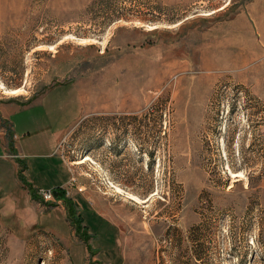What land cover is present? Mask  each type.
Masks as SVG:
<instances>
[{"label": "rangeland", "instance_id": "obj_1", "mask_svg": "<svg viewBox=\"0 0 264 264\" xmlns=\"http://www.w3.org/2000/svg\"><path fill=\"white\" fill-rule=\"evenodd\" d=\"M1 85L68 183L19 171L0 264H264V0H0Z\"/></svg>", "mask_w": 264, "mask_h": 264}, {"label": "crops", "instance_id": "obj_2", "mask_svg": "<svg viewBox=\"0 0 264 264\" xmlns=\"http://www.w3.org/2000/svg\"><path fill=\"white\" fill-rule=\"evenodd\" d=\"M17 106L0 105V201L4 202L3 208L10 210L13 206L16 207L15 203H11L9 198L6 196L9 192L15 194L18 192L20 187L19 171L22 174L24 180L32 188L44 189L43 187L37 186L34 183V179L28 177V165L26 164L27 158L33 159L37 165L36 169L42 172L48 179V184L45 189L51 188H64L68 183V175L66 168L55 155L56 139L59 129L51 132L49 139L43 146V151L39 150L37 143L28 141L24 142L22 139L28 135L27 132L14 133L9 119V115L17 110ZM9 126V130L3 126L4 122ZM3 122V123H2ZM11 139V142L8 139ZM34 149V151H31ZM6 151L16 152L18 155L16 159H8L5 154ZM9 188V189H7ZM11 188V189H10ZM14 200V198L12 197ZM56 202H63V199H57ZM62 214V213H61ZM63 216V214H62Z\"/></svg>", "mask_w": 264, "mask_h": 264}, {"label": "bare ground", "instance_id": "obj_3", "mask_svg": "<svg viewBox=\"0 0 264 264\" xmlns=\"http://www.w3.org/2000/svg\"><path fill=\"white\" fill-rule=\"evenodd\" d=\"M1 89H3L5 91V93L7 94H11V95H16L18 92L21 91V89H8L6 87H4L3 85L0 86ZM117 192L119 193H123L122 189L116 187ZM128 198H130L131 200L135 201V202H142V200H140L139 198H137L135 195L133 194H129Z\"/></svg>", "mask_w": 264, "mask_h": 264}, {"label": "built area", "instance_id": "obj_4", "mask_svg": "<svg viewBox=\"0 0 264 264\" xmlns=\"http://www.w3.org/2000/svg\"><path fill=\"white\" fill-rule=\"evenodd\" d=\"M38 194L42 197V200L45 202L53 201V195L51 189H37Z\"/></svg>", "mask_w": 264, "mask_h": 264}, {"label": "trees", "instance_id": "obj_5", "mask_svg": "<svg viewBox=\"0 0 264 264\" xmlns=\"http://www.w3.org/2000/svg\"><path fill=\"white\" fill-rule=\"evenodd\" d=\"M258 252L260 254L259 258L264 262V247H262V248L260 247L258 249ZM193 257H194L195 260L196 259H201L200 254H197V253H195Z\"/></svg>", "mask_w": 264, "mask_h": 264}, {"label": "clouds", "instance_id": "obj_6", "mask_svg": "<svg viewBox=\"0 0 264 264\" xmlns=\"http://www.w3.org/2000/svg\"><path fill=\"white\" fill-rule=\"evenodd\" d=\"M13 211H15V206H13L12 209H10L8 212H5L4 214H5V215H8V214H10V213L13 212Z\"/></svg>", "mask_w": 264, "mask_h": 264}]
</instances>
